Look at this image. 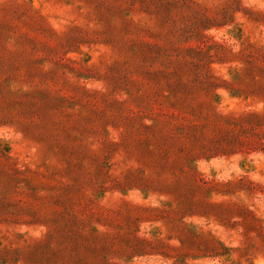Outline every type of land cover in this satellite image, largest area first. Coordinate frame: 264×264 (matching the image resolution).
<instances>
[{"label":"rangeland","instance_id":"rangeland-1","mask_svg":"<svg viewBox=\"0 0 264 264\" xmlns=\"http://www.w3.org/2000/svg\"><path fill=\"white\" fill-rule=\"evenodd\" d=\"M0 264H264V0H0Z\"/></svg>","mask_w":264,"mask_h":264}]
</instances>
